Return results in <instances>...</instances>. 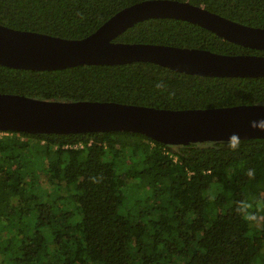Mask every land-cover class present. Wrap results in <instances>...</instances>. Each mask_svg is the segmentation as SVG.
Masks as SVG:
<instances>
[{"label": "trees", "instance_id": "trees-1", "mask_svg": "<svg viewBox=\"0 0 264 264\" xmlns=\"http://www.w3.org/2000/svg\"><path fill=\"white\" fill-rule=\"evenodd\" d=\"M140 1L0 0V24L79 39ZM188 1L264 28V0ZM114 40L264 55L172 18L139 21ZM0 93L204 109L264 104V76H200L151 62L0 65ZM0 132V264H264V138L231 148L230 140L168 145L131 131ZM130 181L140 193L125 209ZM242 201L257 219L238 212Z\"/></svg>", "mask_w": 264, "mask_h": 264}, {"label": "water", "instance_id": "water-1", "mask_svg": "<svg viewBox=\"0 0 264 264\" xmlns=\"http://www.w3.org/2000/svg\"><path fill=\"white\" fill-rule=\"evenodd\" d=\"M149 18L188 21L229 42L264 50V28L230 20L188 0H143L122 8L95 31L79 39L0 24V65L56 70L82 64L151 62L200 76H264V55L222 54L201 48L114 40L135 23ZM261 123H264V104L174 110L110 101L43 100L0 93V131L31 134L131 131L162 144L180 145L229 141L232 137L264 138Z\"/></svg>", "mask_w": 264, "mask_h": 264}, {"label": "clouds", "instance_id": "clouds-1", "mask_svg": "<svg viewBox=\"0 0 264 264\" xmlns=\"http://www.w3.org/2000/svg\"><path fill=\"white\" fill-rule=\"evenodd\" d=\"M156 87L158 89L167 90V86L163 82L157 83ZM253 127H256V124H253ZM259 127H260V129H264V123H261L259 125ZM229 146L231 148L238 147V143H237L235 137L230 138ZM93 182H95V179L93 180ZM237 210H238V212H240L242 214V216L246 220H249L250 222L257 219V217L255 215V211L253 210V206L246 201L240 202Z\"/></svg>", "mask_w": 264, "mask_h": 264}, {"label": "rangeland", "instance_id": "rangeland-1", "mask_svg": "<svg viewBox=\"0 0 264 264\" xmlns=\"http://www.w3.org/2000/svg\"><path fill=\"white\" fill-rule=\"evenodd\" d=\"M128 189V190H127ZM126 190L124 189L125 192L127 191H130L129 193L131 194L130 196V200H127L125 203H124V208L127 209L129 207L130 204H133V201L136 199L137 195H139L138 193L139 190L137 191V188L135 187V183L132 181H130L128 183V188ZM141 190V189H140ZM138 192V193H137ZM137 193V194H136ZM131 206V205H130Z\"/></svg>", "mask_w": 264, "mask_h": 264}, {"label": "built area", "instance_id": "built-area-1", "mask_svg": "<svg viewBox=\"0 0 264 264\" xmlns=\"http://www.w3.org/2000/svg\"><path fill=\"white\" fill-rule=\"evenodd\" d=\"M2 133L0 132V135H1Z\"/></svg>", "mask_w": 264, "mask_h": 264}]
</instances>
